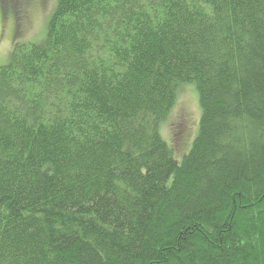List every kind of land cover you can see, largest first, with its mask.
<instances>
[{
	"label": "trees",
	"instance_id": "obj_1",
	"mask_svg": "<svg viewBox=\"0 0 264 264\" xmlns=\"http://www.w3.org/2000/svg\"><path fill=\"white\" fill-rule=\"evenodd\" d=\"M0 264H264V0H57L0 67Z\"/></svg>",
	"mask_w": 264,
	"mask_h": 264
},
{
	"label": "rangeland",
	"instance_id": "obj_2",
	"mask_svg": "<svg viewBox=\"0 0 264 264\" xmlns=\"http://www.w3.org/2000/svg\"><path fill=\"white\" fill-rule=\"evenodd\" d=\"M57 0H32L22 15L2 14L0 12V67L10 62L14 44L39 43L45 39L47 21L56 8ZM200 109L196 91L185 87L180 91L179 101L173 115L168 119V127L163 132L180 151L189 148L196 133Z\"/></svg>",
	"mask_w": 264,
	"mask_h": 264
}]
</instances>
